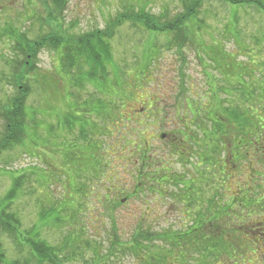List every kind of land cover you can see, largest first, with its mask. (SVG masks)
I'll list each match as a JSON object with an SVG mask.
<instances>
[{
  "label": "rangeland",
  "instance_id": "rangeland-1",
  "mask_svg": "<svg viewBox=\"0 0 264 264\" xmlns=\"http://www.w3.org/2000/svg\"><path fill=\"white\" fill-rule=\"evenodd\" d=\"M191 1L66 0V8L57 24L62 26L61 36L63 38L81 37L87 34L94 35L97 32L104 34L108 32L110 38L106 40L112 51L113 64L117 66L116 70L124 73L115 80L109 78L108 92H98L89 84H86L82 90L70 88L65 91V87L63 89L62 87L66 86L69 77L60 70L59 54L46 48L37 56L35 61L37 71L34 75L30 74L26 80V85L31 89L25 107L30 112H34L40 121L42 130L37 135L41 136V140L50 147V150L18 147L0 154V200L4 198L10 187V175L7 172L24 170L27 174V178L22 176L20 199L11 207L19 217L22 230H29L31 226L36 225L39 228L38 237L41 241L58 240L60 236L66 238L73 235L80 236V230L84 231V235L112 234L109 225H97L94 219L103 218L100 201L103 200L108 187L120 189L132 187V181L128 175L131 167L124 161L117 162L115 158L118 156L113 158L109 154L113 141L115 143L113 135L115 133H117L116 137L119 134L123 135L122 131L128 124L125 122L123 125L121 123L117 126L111 125V119L116 114L124 113L121 106L131 105L135 112L145 99L148 103L145 111L139 110L137 115L128 112L131 116L129 125L136 126L135 128H138L137 124L142 126L139 129L142 141L139 143L150 144L153 154L157 152L158 146H161L162 152H158L161 157L167 154L168 141L159 142L161 126L156 125L154 116L158 113L152 115L157 111L153 110V106H157L158 112H162V106L171 107L175 104H178V108L184 106V99L195 101V104L199 101V105L201 101L204 104L205 99H213L220 101L229 111L236 110V113H241L240 116L249 120L247 124L242 125L243 128H248L249 131L264 128V100L260 99L264 97L262 93L264 92V13L261 10L254 6L246 7L252 6L247 3L232 5L219 0H202L201 7L194 18L184 24L183 32L176 33L148 31L142 27V23L137 21H127V19L118 21L123 15L135 17L141 14L157 25L171 23L184 15L185 7L192 6ZM258 1L264 5V0ZM49 2L44 5L42 0H0V105L6 104L16 95L17 88L9 81L10 69L13 62L22 60L12 50L15 46L16 34L14 36V33L11 35L6 33L3 37L2 30L12 28L15 33L24 32L29 39L37 40L40 39L37 38L40 35H49L52 29L57 31L59 28L56 23L43 22L42 24L38 21L45 19L46 14L53 12L52 3ZM105 35L108 36V34ZM68 95H75L76 99L71 101L72 106L74 101L75 108L72 106L66 108ZM247 99L253 102L241 104ZM96 100L97 103L104 104V108L98 109L101 117L91 109L93 114L82 109L84 101L95 104ZM257 100L258 102H254ZM155 101H157L156 104H152ZM182 110L179 112L182 113ZM77 112L85 113L79 118L86 120L92 134H96L92 142H97V147L89 145V142L81 144L77 140V130L73 133H64L63 130L57 129L59 116L68 119L67 122L70 123V120L73 121L70 115ZM161 115L164 118L163 114ZM152 116L153 119H150ZM104 121H107L106 128L109 131L105 133L100 128L98 132H94L93 129L99 126L98 123L102 125ZM5 124L7 122L0 114V138L5 133L3 128ZM211 128L213 129L208 125L202 134L210 133ZM32 139L36 141L34 135ZM193 141L199 142V139L193 137ZM203 141L207 142L206 139ZM73 143L77 145V148H72ZM251 144V140L239 137L237 146ZM91 154H95L96 158L101 156L104 160L99 161L100 164L87 162L84 157ZM118 164H121L120 167ZM181 167L182 165L178 163L175 169L181 170ZM212 169L208 171H218L215 168ZM259 170H263L260 162L255 167V171ZM31 171L34 174L29 173ZM109 171L116 173L117 179H110ZM213 180L217 182L214 184L209 180V190L201 193L200 201L203 202L193 206L192 210H202L205 205L207 208L215 202L218 195H225V197L221 199V203H215L217 214H222L223 205L234 204L232 201L236 196H229L230 193L224 187L231 190L235 186L236 179L226 183L224 178L225 185L219 182L220 179L213 178ZM254 184L264 189V177L257 178ZM166 185L169 189L170 184ZM147 196V201L150 202L146 204L147 208H156L161 218L154 221L152 226L139 230L136 223L140 218L141 208H145L144 203L141 200L129 205L124 203L114 216L118 240L124 241L123 236H130L128 237L130 239L131 235L139 231L137 234L144 235L148 242L146 244L151 246L148 250L144 249L145 254L147 252L153 254L157 259L156 264L160 263L166 253H169L171 257L177 254L176 251H181L184 255L192 253L197 248V243L185 245L179 242L172 245L163 238L153 236L163 233L171 235L172 232L183 235V232L190 227L189 224L196 214L193 211L187 217L181 215L188 201L186 195L173 198L167 190L154 198L155 200L153 195ZM246 197L248 198L249 194H246ZM40 207H50L53 210L44 221L37 217ZM235 208L228 211L227 215L230 217H223L226 219L225 227L226 224L232 223L231 216L235 212L241 213V217L249 221L258 218L255 210H241L238 206ZM69 217L73 220L70 221ZM61 222L69 223V225L60 226ZM75 222L76 225H73ZM77 231L78 233L75 234ZM235 237L238 236L235 235ZM76 240L79 242H74L72 245L81 247L82 255L91 254L85 251L82 238L77 237ZM136 241L138 245L139 237L131 241L132 246L136 245ZM0 243L7 262L27 260L30 264L28 249L21 247L18 241L2 236ZM259 248V251L263 250ZM106 249L107 247L103 246L100 253L107 254ZM225 249L227 247L224 250H218V255L221 252L225 255L227 252ZM75 250L78 252L76 248ZM138 253L139 251L137 255ZM135 255L130 254L124 257L123 254H119L111 262L134 264L137 259L134 260ZM226 256L229 264H235L234 258L238 257L236 252ZM60 257L66 258V253L60 252ZM193 258L196 261L193 255L186 257V261L191 262ZM223 258H218V263H225ZM197 262L200 263V261Z\"/></svg>",
  "mask_w": 264,
  "mask_h": 264
},
{
  "label": "trees",
  "instance_id": "trees-1",
  "mask_svg": "<svg viewBox=\"0 0 264 264\" xmlns=\"http://www.w3.org/2000/svg\"><path fill=\"white\" fill-rule=\"evenodd\" d=\"M50 1L51 2H49V0H42V3L44 5L47 2L52 3L53 12L51 14H46L45 19H41V21L39 19L38 21L42 22V24L43 22L56 23V26H58L60 30L58 29L56 31V29H52V32L49 35L38 36L37 38H40L38 40L29 39L27 34L24 32L19 33L18 31L17 33H15L12 28H5L2 30L3 37L6 33L9 35L14 33V36L16 34L15 46L12 50L18 56H20L22 60H17L15 61V63L13 62L10 69L11 73L9 81L17 88L16 95L10 98L6 102V104L0 105V114L7 122V124L3 125L5 133H3L4 135H2L0 138V154L9 150H14L18 147H32L33 149L37 150L38 148H43L45 150H50V147L46 146L41 140V136L37 135L38 132L42 130V126L39 125L40 121L38 120V118H36L34 112H30L29 109L25 107L31 89V87L26 85V80L30 74L34 75V73H36L37 68L35 66V61L42 50L49 48V50H51L55 54H59L60 70L67 77H69V81L67 80L68 82L66 86L62 87V89L65 87V91H68L70 88L82 90L84 89L86 84H89L93 86L98 92H108L110 88L108 84L110 81L109 78L115 80L121 77V75H123L124 73L116 70L117 66L113 64L114 58L112 55V51L110 45H108L106 40L110 38V34L108 32L105 33L108 34V36L104 33L97 32L94 35L87 34L81 37L63 38L61 36L62 26L57 24L60 22L59 20H61L63 11L66 8V0ZM201 1L202 0H192V6L189 8L185 7L186 12L183 13L184 15L179 17L176 21L167 24L165 23L157 25L153 20H151L150 18L148 19L141 14L135 17H128L126 15H123L118 21H121V19H127V21H137L138 23H142V27H144L148 31H172L174 33H176L177 31L183 32L184 24L186 23V21L194 18L196 12L201 7ZM219 1L222 3H231L232 5L241 3L252 4V6L246 7L253 8L254 6L264 13V5H262L258 0ZM74 96L75 95H68V103L66 104V108H70L72 106L71 101L76 99V97ZM194 97L195 95L193 96V98ZM260 99L264 100V97H261ZM145 102L146 101L144 99V101L141 102L138 111H145L148 105V103L146 102L145 104ZM156 102L157 101L152 102V104H156ZM248 102L253 101L247 99L244 100L241 104L246 105ZM254 102H258V100ZM96 103L97 100L95 101V104H88V101H84L82 103V109L89 111L91 114H93L92 112H94L95 114L100 116L101 114L98 109L104 108V104L102 102H98L97 104ZM183 104L184 106L180 108H178V104H175L171 107L162 106V108H174V110L172 111H176L174 114H171L172 112L169 113L165 110H162V112H158V110L156 112H153V115L158 113L156 116H154V119L156 121V125L161 126L159 130L160 133L167 134V136H170L173 133H177L176 139H173L174 137H168V139H166L168 141L166 146L168 148V151L166 152L168 159H174V163L178 159L177 162L182 165L183 170H187L188 167V170L192 171H208V169L210 168H213L212 170H214L215 168L219 172L225 173L224 176H226V183H228L232 179L231 177H233V175H236L234 173H238L241 182L239 183V180L238 183L235 182V186L234 188L232 187L231 190L224 187V189L230 193L229 196H236V198L233 197L232 202L234 204L238 202L235 204V206L241 204L243 208L247 207V210L254 211L256 209V213H264V211L261 210L262 206L264 208V189L260 188L261 186L254 184V181L257 178L259 179L260 176L264 177V175H262L264 172V128L257 130L252 129L251 131H249L248 128H243L242 125L247 124L249 120L243 118L244 116H240L241 113H236V110L229 111L225 108L224 104H221L220 101L217 102L213 99H205V103L203 104V102L201 101V104L199 105V101H196L195 104V101L184 99ZM130 106H121V110H124V113H118L111 119L112 126H117L120 123L123 125V123L125 122L128 124L127 126H125V130L122 131L124 132L123 135L119 134V136L117 137V133L113 135L112 138L115 139V143L113 141L112 147L109 150L111 152L109 154L110 156H113V158L118 156L117 158H115L117 162L124 161L126 165L130 164L129 167L136 170L137 172L142 168L141 163H139L138 160V152L140 147L144 145L145 142L139 143L140 141H142V139H140L141 136L139 130L142 126L137 124L138 128H135L136 126L131 127L129 125V123L131 122V116L129 113H131L132 115L136 113L133 111V107ZM75 107L76 106L73 101L72 108ZM153 108H157V106H153ZM90 109L92 110V112ZM181 109H183L182 113L179 112ZM168 113L169 115L171 114L170 116L172 117H169ZM161 114H163L164 118ZM80 115L84 116L85 113L77 112L70 115L73 118V121L70 120V123L67 122L68 119H64V117L59 116L60 119L57 121V129H59V131L63 130L64 133H73L75 130H77V140L81 144L89 142V145L97 147V142H92L96 134H92L88 122H86V120L82 118H79ZM165 117L168 118L166 119ZM205 123L213 127V129L211 128V134L209 132L206 135L202 134L208 127ZM98 125L99 126H96L93 131L98 132V130L102 128L106 133V131L108 130L106 128L107 121H104L102 125L98 123ZM188 132H193L194 137L198 138L200 142L193 141V137H190V133ZM32 135L35 136L36 141L32 139ZM239 137L251 140L252 144L250 146L247 145L238 147L237 144L239 141ZM204 139H206L207 142L203 141ZM39 141L42 142L39 143ZM161 141L162 139L159 138V142ZM79 142H77V144H79ZM72 148H77V145L73 143ZM159 148H161V146ZM189 149L190 155H188ZM158 152L161 153L162 150L159 151L158 149L155 155L153 153H150L149 158L146 162V169H149V172L152 175L148 174L145 181L150 182L151 185H149L148 182L146 184H143L145 181L141 185H138L139 182L137 181V184L135 186L136 188L134 187L133 192L135 190L138 191V189L142 188L143 186H152L150 189V193H152L154 183L156 185H162L165 183L167 178V169L165 170L162 166L164 161L168 159H164V157L158 155ZM185 156L186 158H184ZM84 158L87 162H94L97 164H100V162L104 160L103 158H101V156L96 158L95 154L87 155ZM259 162L260 167L263 170L255 171V167L258 166ZM120 165L121 164H118V167H120ZM240 165L242 166V170ZM168 171V173L172 177L174 174L172 168H168ZM218 171H215V173H217ZM20 172L22 173L19 174ZM20 172L14 170H12L11 172H7V174L10 175V187L5 193L4 198L0 200V240L2 236H6L12 238L15 241H18L21 247H26L28 249L30 260L33 261L34 264H44L45 259L43 257L44 255L42 254L44 241H41V239L38 237L39 228H37L36 225H33L29 230H22V225L19 221V217L16 212L12 211L11 208L14 203L20 199L19 192L22 189V176H25L27 178L26 171L21 170ZM112 172L113 171H109L108 173L109 176H111L110 179H117V174ZM208 172L213 173V171ZM29 173L34 174L33 171ZM95 174H98V172H95ZM213 176H216V174L210 175V177ZM38 179H40V177H38ZM136 180L139 179L137 178ZM40 182L42 183V181ZM164 188L165 184L163 186V190ZM80 193H82L81 190ZM115 193H117L120 197H129L127 198L128 205L134 199H130V197H135L136 195H134L133 193L122 194L118 190L113 189V186H110L106 189L103 200L100 201V203L104 206L102 208L103 218L109 222V227L112 231V234H109V236L113 235L114 238H117V234L115 231L116 220L114 219V216L115 212L122 204L115 199ZM246 194H249L248 198L246 197ZM198 196L200 197V195H194V197ZM218 197H220V199L216 200V202L221 203V199H223L225 195H218L216 199ZM216 202L210 204L208 209L206 208V210L203 212V215L200 216L198 220H196L195 226L188 227L183 232V236L190 241L193 240V237L191 236H194V240L196 241L198 247H201L202 250L208 246V264H221V262L218 263V258L221 257H224L223 259L225 260V263L223 264H229L226 259L227 256L224 254L218 255V250H224V248L227 247V249H225V251H227L226 253H229L227 255H230L232 252H237L238 250L242 251V253H245L250 251V249L252 248V244L247 243L248 241L240 242L238 241L239 239L235 238V236H231L232 234L230 232L234 228L233 225H226V227L218 225L219 220L223 219L221 217H229V215H227L228 211L234 209L235 206L234 204L231 206L223 205L222 214H217L215 211ZM195 205L196 203H194V206ZM189 206L190 202L189 205L184 208L186 212L190 213L194 211L195 214L198 212L197 209L192 210ZM51 211L53 210L52 208L50 209V207H40L37 213V217L40 220L44 221L48 218V215ZM69 218L70 221L73 220L72 217ZM206 220L208 221L205 223ZM63 225H69V223L61 222L60 226ZM73 225H76V222L73 223ZM137 229L140 230L143 228L138 227ZM79 232L81 235L85 234L83 230H80ZM138 232L139 231H136L135 234H137ZM77 233L78 231L75 234ZM171 234L174 233L172 232ZM161 235L167 234L163 233ZM100 244H102L101 241ZM107 244L110 246V251L108 252H110L111 255L113 254V256H116V252L118 251L117 249L121 250L122 243L118 240H109ZM20 245L19 248H21ZM101 249L102 248H100V251ZM148 249V246H145V250ZM1 250L2 249L0 243V264L29 263L27 262V260L23 262H7L4 252ZM77 250H79V248H77ZM200 254H202V252H200ZM69 255L76 257L78 256V252L75 250L74 254L70 252ZM145 256L151 257V254L147 252ZM247 256H251V254L247 253L245 256L242 255V260L244 259V261L247 262L248 258H244ZM97 258L98 262H101L102 264H106V262L108 263V261L110 260V258H108L106 255L100 254H97ZM238 258L239 256L234 258V260ZM50 261H52V258H50ZM56 264H60V262L58 261V263Z\"/></svg>",
  "mask_w": 264,
  "mask_h": 264
},
{
  "label": "flooded vegetation",
  "instance_id": "flooded-vegetation-1",
  "mask_svg": "<svg viewBox=\"0 0 264 264\" xmlns=\"http://www.w3.org/2000/svg\"><path fill=\"white\" fill-rule=\"evenodd\" d=\"M153 110H158V109L153 108ZM162 110L168 111L170 113L174 110V108H162ZM135 112H136L135 115H137L138 109ZM175 112L176 111L172 112L171 114H174ZM169 113H168V115H169ZM152 115H153V113H152ZM170 115H169V117H172ZM165 118L167 119L168 117H165ZM135 119L137 120L138 118H135ZM150 119H153V116ZM206 125L208 126V124H206ZM188 133H190V137H194L193 132H188ZM168 137H174L173 139H176L177 133H173L170 136H167V134H163V133H160V135H159V138L162 139V141H166V139H168ZM158 149H159V151L162 150L161 148H159V146L156 150H158ZM150 153H152V151L150 150V144L145 142V144L140 147L139 152H138V160L142 166L141 170H138L136 172V170L131 169V171L128 173L129 177L131 178L130 180L132 181V187L131 188L122 189V187H121V189H120V188L113 187V189L118 190L122 194L123 193H125V194L133 193L134 195H136L135 197H130V199L134 198L132 200V202H130V204H133L135 202H140V200L142 203H144L145 208L144 209L141 208L140 218L137 220V223H136L137 227H142V228L143 227H150V226H152V223L154 221H157L161 218V214L158 213L156 208L155 209L154 208H150V209L147 208L146 204L150 203L149 201H147L148 200L147 195H153V199H154V198L158 197L159 195H161L162 193H165L167 190L170 191L171 196L173 198H177V196H179V195L183 196L185 194L186 199H188V201L185 204V207H187L189 205V202H190L189 207L191 209L194 206V203L200 204L201 202H203L202 200L200 201L201 193L206 191V190H209L208 189L209 188L208 187L209 186V180L215 184L217 181L213 180V178L214 179L217 178V179H220L219 182H221L222 185L226 184L224 182V178L226 177V176H224L225 175L224 172L218 171L217 173H215V172L210 173L208 171H192V170H188L189 167L187 168V170H183V167H181L182 168L181 170H176L175 168L178 164V162H177L178 159L174 163V159L169 160L168 156L165 155L164 159H168V160L164 161L163 166H162L165 170L167 169V171H166L167 178H166V181L164 183L165 184L164 190H163L164 184L156 185L154 183L152 193H150V189L152 186H148V187L143 186L142 188L138 189V191L135 190L133 192L134 187L137 184V181L139 182L138 185H141L146 180L148 174L152 175L149 172V169H146L147 168L146 162H147V159L149 158ZM155 154H156V152H155ZM188 155H190V149H189ZM184 158H186V156ZM168 168L169 169L172 168V170H173L174 174L172 177L168 173L169 172ZM211 174L212 175L216 174V176L210 177ZM234 174H236L237 176L233 175V177H231V178L236 179V183H238V180H240L239 179L240 176L238 173H234ZM137 178L139 180H136ZM133 182H134V184H133ZM147 182L148 181H145L143 184H146ZM148 183H149V185H151L150 182H148ZM167 183L170 184L169 189H168V186L166 185ZM115 194H116V198H115L116 200L121 202L122 205L124 203L127 204V202H128L127 198H129V197H126V196L120 197L117 193H115ZM194 195H200V197L199 196L194 197ZM219 199H220V197L215 199V202H216V200H219ZM100 205H101L100 206L101 208L104 207L102 204H100ZM122 205L120 207H122ZM208 207H209V205H208ZM208 207H207V209H208ZM238 207H240L241 210L244 209L247 211V207L243 208L241 204H238ZM137 208H138V206H137ZM205 210H206V205L202 210H200V209L198 210V212L194 216V219L191 220V223L189 225L194 227L196 224V220H198L200 218V216L203 215V212ZM241 210H239V211H241ZM261 210L264 211L263 206L261 207ZM256 214H258L257 215L258 218H256L255 220H252V221L246 220L245 218L241 217L242 216L241 213H238V212H235L234 215L231 216L232 217L231 225H233V227H234L233 230H231V232H230L232 234L231 236L237 235L238 237H235V238L239 239L238 241H240V242L248 241L247 243L252 244V248L250 249V251L242 253V251L238 250L236 252V254L239 256V258L233 261L235 264H237V263L238 264H242V263L264 264V213L259 214L257 212ZM181 215L184 217H187L189 215V213L186 212L184 209V210H182ZM229 217H230V215H229ZM206 218H207V216H206ZM221 218H223V217H221ZM94 220H95L94 222L97 225H109V222L104 218L98 217V219H94ZM207 221L208 220H206L205 223ZM225 223H226V219H221V220H219L218 225L224 227ZM229 225H227V226H229ZM153 236H158L159 238H163L164 240H166V242H169L172 245L179 244V242L184 243L185 245L187 243H196V241L194 240V236H191V237H193V240H191V241L188 240L183 235H177V234L153 235ZM153 236H150V237H153ZM77 237L82 238V240L84 241L83 247L85 248V251L90 252L91 254L82 255L81 254V247H76V246L72 245V243L74 244V242H79V240H76ZM116 237L117 238H114L113 235L103 236V235L94 234V235H80V236L79 235H73L70 238L60 236V237H58L59 238L58 240H54V241L45 240L44 245H43V251H42V254L44 255L43 257L45 259L44 264H56V263H58V261L60 262V264H102L101 262H98L97 254L104 255V254L100 253V248L103 249V246L107 247V249H106L107 254H105V255L108 258H110V260L108 261V263L106 262V264H114L111 261L113 259H115V257L118 256L119 254H123L124 257H125V255L127 256L130 254H136L134 256V260L136 258L137 259L135 261L133 260L134 264H156L155 261L157 259L154 257L153 254H151V257H146L144 254L145 253V251H144L145 246H148V248L151 247V246H149L150 244L149 245L146 244L148 242L146 241L144 235L134 234V235H131L130 239L128 238L130 236H123L124 241H120L122 243L121 250L117 249L118 251L116 252V256H113V254L111 255L110 252H108V251H110V246L107 244V242L109 240H114V241L118 240V236H116ZM136 237L137 238L139 237V243L137 245V241H136V245L132 246L133 242H131V241L133 239L136 240ZM100 241L102 242V244H100ZM66 244H69V245H66ZM259 247H261L263 250L259 251L260 250ZM75 248L76 249L79 248L78 256H76V257L70 256L71 254L69 255V253L72 252L74 254ZM137 251H139L138 255H137ZM60 252H65L66 256H67V254H68V256L66 258H64V257L62 258V257H60ZM176 252H177V254H174L172 257L169 256V253H166L165 257L161 259L159 264H169V263L170 264H192V263L193 264H208V259H209L208 246L203 250L201 249V247L199 248L197 246V248L194 251H192V253H190L189 255H184L181 251H176ZM200 252H202V254H200ZM247 253L251 254V256L244 257V258H248L247 262H245L244 259L242 260V255L245 256ZM178 254H180V256ZM221 254H223V253H221ZM227 254H229V253H226L225 255H227ZM190 255H193V257L196 258V261L193 258V260H191V262H189V261L187 262L186 257H189ZM50 258H52V261H50ZM197 261H200V263H198ZM201 261H202V263H201ZM31 264H34V262L31 261Z\"/></svg>",
  "mask_w": 264,
  "mask_h": 264
}]
</instances>
